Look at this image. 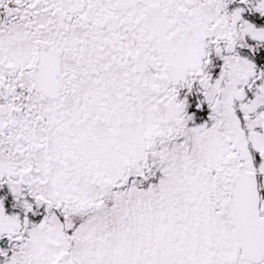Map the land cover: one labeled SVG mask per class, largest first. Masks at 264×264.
Segmentation results:
<instances>
[{"label": "snow or ice", "instance_id": "6c2138e0", "mask_svg": "<svg viewBox=\"0 0 264 264\" xmlns=\"http://www.w3.org/2000/svg\"><path fill=\"white\" fill-rule=\"evenodd\" d=\"M0 264H264V0H0Z\"/></svg>", "mask_w": 264, "mask_h": 264}]
</instances>
